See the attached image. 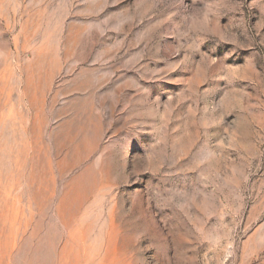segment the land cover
Wrapping results in <instances>:
<instances>
[{
  "label": "rangeland",
  "instance_id": "1",
  "mask_svg": "<svg viewBox=\"0 0 264 264\" xmlns=\"http://www.w3.org/2000/svg\"><path fill=\"white\" fill-rule=\"evenodd\" d=\"M0 264H264V0H0Z\"/></svg>",
  "mask_w": 264,
  "mask_h": 264
}]
</instances>
